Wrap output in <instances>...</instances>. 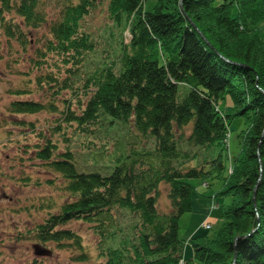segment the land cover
Listing matches in <instances>:
<instances>
[{"label":"trees","instance_id":"16d2710c","mask_svg":"<svg viewBox=\"0 0 264 264\" xmlns=\"http://www.w3.org/2000/svg\"><path fill=\"white\" fill-rule=\"evenodd\" d=\"M97 9L122 28L104 47L99 30L84 25ZM262 20L264 0H155L151 9L144 0H0V59L28 64L32 77L28 69L20 74L46 92L45 102L16 96L10 110L57 111V127L76 122L91 142L119 123L134 138L110 154L112 166L96 162L98 170H79L69 150L54 157L47 138L34 154L64 178L69 198L26 228V237L67 246L82 261L86 244L67 223L86 220L101 237L104 260L94 264H264ZM63 92L70 94L61 98ZM222 102L230 106L222 109ZM240 116L244 126L230 154L229 123ZM0 176L9 174L0 169ZM190 177L207 186L221 177L223 190L212 197L229 193L232 202L214 223L189 234L193 254L186 258L179 220L194 211V195H203ZM162 183L167 211L157 204ZM116 207L131 224L118 239L109 232L107 243L102 233ZM37 257L29 264H43Z\"/></svg>","mask_w":264,"mask_h":264},{"label":"rangeland","instance_id":"374dc122","mask_svg":"<svg viewBox=\"0 0 264 264\" xmlns=\"http://www.w3.org/2000/svg\"><path fill=\"white\" fill-rule=\"evenodd\" d=\"M154 2L155 0H144V5L147 9H151ZM84 25L93 29L94 32L99 30V34L105 40L102 47L106 46V39L112 41L119 39L120 30L122 31L121 26L116 27L111 24L110 18L102 9H97L88 23L84 21ZM124 36L127 40L126 34ZM29 54H32V48L26 56ZM17 55L19 61L20 49ZM15 60L17 61V58L12 55H4L0 59V169L9 174L7 177L0 176V264H29L36 256L42 259L43 264H94L97 260L102 262L104 258H101L102 249L99 248L101 237L93 230L91 222L86 220H72L67 224L82 235L83 242L86 244L84 251L87 259L73 260L71 255L75 256V254L71 248L62 245L57 247L53 243L47 246L41 244L51 250L50 254L36 255L34 253L33 244L37 241L26 237L23 231L44 219L49 211H57L59 205L69 198L64 191V178L59 177V173L50 166H45V163L35 156L34 151L44 144L47 138H51L55 144L54 157H59L60 154L69 150L79 170H98L99 167L94 165L96 162L107 160L109 166H112L113 159L109 158L110 154L124 151L127 142L134 139L130 126L119 123L106 138L98 139L90 136L94 140L91 142L83 135L84 132H81L76 122L61 121L60 126L57 127L54 121L55 117L59 116L57 111L43 109L32 113L14 114L10 110V101L16 96L46 101V92L41 90L33 79L29 80L30 77H27L28 74L32 77L34 69L27 67L28 64L25 62L20 64ZM25 69H28L29 73L20 74V70ZM69 94L70 92H63L61 98ZM60 105L63 106L62 103ZM220 106L225 109L230 106V103L222 102ZM243 126L242 116L233 117L229 123L230 137L227 151L229 150L230 154L236 152V134ZM85 142H90L91 147L85 148ZM150 142L149 139L146 140V146L147 144L150 146ZM105 152H109V155L106 156ZM207 180L210 181V186L199 178L190 177L189 181L199 192H203V195H194L192 203L194 211L184 212L179 220V235L185 239L190 255L193 254V247L188 237L199 228L198 226L208 227L211 222L214 223L224 205L232 202V196L229 193L218 194V202L212 197L219 190H223L221 177ZM212 201L217 202L214 204L216 207H213ZM157 204L161 210L170 209L168 186L164 183L160 185ZM212 209L214 212L210 213ZM113 215H115V221L109 224L107 232L102 233V238L106 234L104 242L107 243H110L112 239L107 237L109 232L115 230L118 239L129 232L128 228L131 224L129 214L117 207L113 209ZM219 225H221L220 220L214 224V228Z\"/></svg>","mask_w":264,"mask_h":264},{"label":"water","instance_id":"95a60500","mask_svg":"<svg viewBox=\"0 0 264 264\" xmlns=\"http://www.w3.org/2000/svg\"><path fill=\"white\" fill-rule=\"evenodd\" d=\"M33 247H34V253L36 255H44V254H50L51 253V250L45 248L40 243H34Z\"/></svg>","mask_w":264,"mask_h":264},{"label":"crops","instance_id":"0c3cea01","mask_svg":"<svg viewBox=\"0 0 264 264\" xmlns=\"http://www.w3.org/2000/svg\"><path fill=\"white\" fill-rule=\"evenodd\" d=\"M259 29H260V33H261V35L263 36V38H264V21H262V23H260V25H259ZM196 200L197 201H199V199L198 198H196ZM200 203H202V204H204V202L203 201H199ZM218 202V201H217ZM217 202H211L212 203V205H213V207H216V206H214V204H216ZM214 212V209H212V211L210 212V213H213ZM191 234V233H190ZM186 251H187V253H186ZM184 252H185V255H186V257L187 256H189L190 255V252H189V249H187V246H185V250H184Z\"/></svg>","mask_w":264,"mask_h":264}]
</instances>
